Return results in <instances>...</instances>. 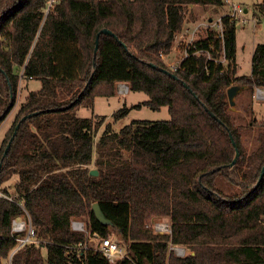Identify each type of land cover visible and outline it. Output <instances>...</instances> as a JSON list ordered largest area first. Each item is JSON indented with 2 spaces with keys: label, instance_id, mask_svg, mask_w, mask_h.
<instances>
[{
  "label": "trees",
  "instance_id": "16d2710c",
  "mask_svg": "<svg viewBox=\"0 0 264 264\" xmlns=\"http://www.w3.org/2000/svg\"><path fill=\"white\" fill-rule=\"evenodd\" d=\"M190 4L224 0H0V125L21 79L42 83L0 144L8 195H0V264L17 244L13 220L27 214L41 241L16 251L13 264H264V118L228 95L233 85L252 97L264 87V43L255 46L251 74L238 75L237 22L225 14L222 31L207 28L170 67L162 55ZM103 28L112 34L100 33L95 51ZM119 82L148 94L137 106H168L170 119L133 120L119 131L107 123L96 140L106 116L73 108L115 95ZM129 110L124 104L115 120ZM15 176L12 196L2 186ZM95 202L112 224L97 220ZM158 215L169 216L170 232L150 227ZM78 218L91 233L117 234L126 255L111 262L89 246L72 228ZM173 245L190 251L176 255Z\"/></svg>",
  "mask_w": 264,
  "mask_h": 264
},
{
  "label": "rangeland",
  "instance_id": "374dc122",
  "mask_svg": "<svg viewBox=\"0 0 264 264\" xmlns=\"http://www.w3.org/2000/svg\"><path fill=\"white\" fill-rule=\"evenodd\" d=\"M264 0H224V5L217 7L214 5H200L190 4L184 8L185 20L181 30L176 34L175 43L168 54H163L162 57L170 67H175L185 53V44L191 38L198 37L205 33L206 27L218 28L216 25L217 20L225 13L231 11L232 4H239L244 8H248L243 17H238L237 20L243 18L245 23L237 21V52L236 61L238 65V75H249L252 71V56L255 46L259 43H264V14L260 11L255 13V5L263 2ZM128 86L126 93L122 92L121 86ZM119 85L117 92L112 96H96L94 105H88L85 102L76 105L73 111L82 117H99L106 116L105 123L100 128L96 135V140L102 134L107 123H111L113 129L119 131L123 126L132 122L133 120L146 119V120H168L171 117L169 107L164 106L161 109H153L150 106L137 104L149 98L148 94L144 91H135L129 89V84ZM42 86L40 79H21L19 90L17 94L16 104L0 125V144L4 137L5 131L11 124L19 107V104L25 99L30 90L39 89ZM238 104H252L256 110L257 117L261 120L264 118V98L258 99L251 96V91L248 88L242 89L237 95ZM124 104L130 107L129 112L122 118L115 120L113 113L121 108ZM237 108H241L235 105ZM243 111V110H242ZM96 155V153L94 154ZM17 176L5 182L2 187L9 189V192L15 195V189L12 183L15 182ZM0 193H6L0 188ZM7 195V194H6ZM85 226V233L88 237V245L99 247L100 234L91 233L87 226V220L83 218L75 219ZM156 222H170L169 216H153L149 220L150 227ZM83 232V231H81ZM113 238H118L115 233H110ZM120 240V239H119ZM121 242V241H120ZM122 244V242H121ZM124 246V245H122ZM176 255H185L190 251V248L184 245L171 246ZM125 249V247H124ZM43 253L46 255V248H43ZM5 264V263H4Z\"/></svg>",
  "mask_w": 264,
  "mask_h": 264
},
{
  "label": "built area",
  "instance_id": "2783aa9c",
  "mask_svg": "<svg viewBox=\"0 0 264 264\" xmlns=\"http://www.w3.org/2000/svg\"><path fill=\"white\" fill-rule=\"evenodd\" d=\"M230 1V0H229ZM246 8L240 6L239 4H232L231 6V11L225 14L230 15L231 17H234V19L236 20V22L238 21L237 18L243 17V15H245L246 13ZM223 14V15H225ZM222 15V16H223ZM222 16L217 20V23L213 24L216 25L218 28V31H222ZM246 20H244L243 18L239 19L238 22L241 23H245ZM207 28H214V27H206ZM197 37H192L191 40H189L185 45L193 42ZM186 54V51L184 53V55ZM183 55V56H184ZM122 87V92L126 93L128 91V86H121ZM254 97L258 98V99H263L264 98V87H257ZM0 195H3L2 193H0ZM4 196H8V195H4ZM11 198V196H9ZM154 227V229L157 232L160 233H165V232H170L171 231V226L168 222H156L154 223V225H152ZM72 228L76 231H85V226L79 222V221H75L73 220L72 222ZM12 231L14 234V238L17 241L16 246L12 249V251L10 252V255L7 259V264H13V255L16 251H18L19 249H21L23 246H25L28 243L31 242H40L41 239L37 237L36 234V229L34 227V225L32 224L31 218L29 216V214H27L26 216H21L18 218H15L13 220V226H12ZM83 246H85L82 242H79L76 247L77 249L82 248ZM93 247V246H92ZM97 249H99L111 262H115L117 261L119 258H122L126 255V248L124 249V246H122L120 240L118 238H113L112 236H106V237H100V245L99 247H95Z\"/></svg>",
  "mask_w": 264,
  "mask_h": 264
},
{
  "label": "water",
  "instance_id": "95a60500",
  "mask_svg": "<svg viewBox=\"0 0 264 264\" xmlns=\"http://www.w3.org/2000/svg\"><path fill=\"white\" fill-rule=\"evenodd\" d=\"M102 32H103V33H111V34H112V32H111L109 29H107V28H103V29L97 34L95 51L98 49V45H99V36H100V33H102ZM163 70H165L166 72L171 73V72H170L168 69H166V68H163ZM171 75H172L173 77H175V78L177 77V75L174 74V73H171ZM240 88H242V87H241V86H238V85H233V86H231V87L228 89V95H229V99H230L232 105H235V96H236V94L239 92ZM27 116H28V115L24 116L23 119L27 118ZM19 124H20V123H19ZM19 124H18L17 127H16L15 133L17 132V129L19 128ZM15 133H14V135L12 136V138L10 139V141H9L7 147H6V151H5V153H7L8 149H9V147H10V145H11L13 139H14ZM230 135H231V138H232L233 143L236 145V142H235V140H234L232 134H230ZM238 156H239V149L236 147V156H235V158L233 159L232 164H234V163L236 162ZM91 173H92V174H98V170L94 168V169L91 170ZM263 175H264V166H263V169H262V172H261V175H260V180L263 178ZM260 180H259V182H260ZM92 208H93L94 214H95V216H96V218H97V220H98L99 222H101V223L104 224V225H108V224H112V223H113L112 220L109 219V218L105 215V213H104V211H103V209H102V207H101V205H100L99 202H95V203L93 204Z\"/></svg>",
  "mask_w": 264,
  "mask_h": 264
},
{
  "label": "crops",
  "instance_id": "0c3cea01",
  "mask_svg": "<svg viewBox=\"0 0 264 264\" xmlns=\"http://www.w3.org/2000/svg\"><path fill=\"white\" fill-rule=\"evenodd\" d=\"M246 10L249 11L248 8H246ZM122 84H128V83H127V82H119V83H118V87H119V85L121 86ZM129 89H130V88H129ZM242 89H243V88H240L239 92H240ZM239 92H238V93H239ZM238 93H237L236 95H238ZM235 97H236V96H235Z\"/></svg>",
  "mask_w": 264,
  "mask_h": 264
}]
</instances>
